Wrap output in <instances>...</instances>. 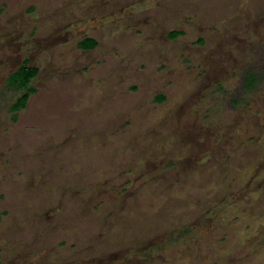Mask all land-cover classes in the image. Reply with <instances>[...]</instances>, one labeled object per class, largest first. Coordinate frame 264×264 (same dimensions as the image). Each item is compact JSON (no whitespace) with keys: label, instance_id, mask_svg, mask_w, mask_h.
Segmentation results:
<instances>
[{"label":"rangeland","instance_id":"rangeland-1","mask_svg":"<svg viewBox=\"0 0 264 264\" xmlns=\"http://www.w3.org/2000/svg\"><path fill=\"white\" fill-rule=\"evenodd\" d=\"M263 55L264 0H0V264H264Z\"/></svg>","mask_w":264,"mask_h":264},{"label":"trees","instance_id":"trees-1","mask_svg":"<svg viewBox=\"0 0 264 264\" xmlns=\"http://www.w3.org/2000/svg\"><path fill=\"white\" fill-rule=\"evenodd\" d=\"M181 32H171L169 38H177ZM97 47L94 39H84L79 48L82 50H93ZM39 73L38 68L32 67L29 61H25L7 80L5 88V97L10 96L12 102L8 104V111L13 113V120H16V114L25 109L30 97L36 93L34 80ZM243 89L244 91L254 92L264 84V55L262 56V69L260 71L247 70L244 73ZM163 98H159L161 101Z\"/></svg>","mask_w":264,"mask_h":264},{"label":"crops","instance_id":"crops-1","mask_svg":"<svg viewBox=\"0 0 264 264\" xmlns=\"http://www.w3.org/2000/svg\"><path fill=\"white\" fill-rule=\"evenodd\" d=\"M86 51H89V50H86Z\"/></svg>","mask_w":264,"mask_h":264}]
</instances>
